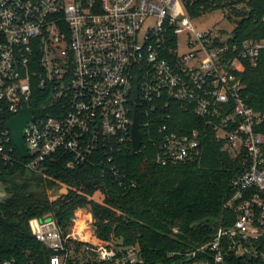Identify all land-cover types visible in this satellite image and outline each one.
Masks as SVG:
<instances>
[{
	"label": "built area",
	"instance_id": "obj_1",
	"mask_svg": "<svg viewBox=\"0 0 264 264\" xmlns=\"http://www.w3.org/2000/svg\"><path fill=\"white\" fill-rule=\"evenodd\" d=\"M193 21L182 0H0V161L36 173L91 164L126 189L136 184L115 158L133 150L135 113L140 148L144 135L162 167L196 161L210 134L241 166L222 205L234 221L171 253L182 259L169 264H223L228 254L264 260L263 116L246 103L241 79L264 40L237 41ZM26 108L23 158L7 123ZM29 229L52 251L49 264L143 263L138 244L98 240L87 208L67 231L50 215L30 219Z\"/></svg>",
	"mask_w": 264,
	"mask_h": 264
},
{
	"label": "trees",
	"instance_id": "obj_2",
	"mask_svg": "<svg viewBox=\"0 0 264 264\" xmlns=\"http://www.w3.org/2000/svg\"><path fill=\"white\" fill-rule=\"evenodd\" d=\"M182 2L192 19L224 11L227 20L235 21L234 40H264V0ZM241 79L246 103L263 116L258 130L264 135V50L255 66L243 63ZM142 139L139 151L129 148L115 158L127 181L135 182L133 188L100 178L91 164L67 169L56 163L36 173L26 170L20 160L13 165L0 161V184L6 193L0 200V264L10 259L14 264H49L52 251L31 235L29 220L50 215L67 231L74 212L81 208L90 211L98 240L138 244L142 264L182 259L169 255L208 241L219 225L232 224L234 217L222 212V205L232 194L230 182L241 166L221 143L209 134L196 161L162 167L155 164L154 149L144 135ZM55 191L59 194L52 196ZM259 243L264 251V236ZM223 264H264V260L228 254Z\"/></svg>",
	"mask_w": 264,
	"mask_h": 264
},
{
	"label": "water",
	"instance_id": "obj_3",
	"mask_svg": "<svg viewBox=\"0 0 264 264\" xmlns=\"http://www.w3.org/2000/svg\"><path fill=\"white\" fill-rule=\"evenodd\" d=\"M32 109L26 108L20 111V113L8 121L7 127L11 131L13 142L17 147L21 157H27V151L22 139V129L24 125L31 119ZM141 145V133L139 130V123L137 114H134V122L132 126V148L133 151H139ZM59 193L55 191L52 196H57Z\"/></svg>",
	"mask_w": 264,
	"mask_h": 264
},
{
	"label": "rangeland",
	"instance_id": "obj_4",
	"mask_svg": "<svg viewBox=\"0 0 264 264\" xmlns=\"http://www.w3.org/2000/svg\"><path fill=\"white\" fill-rule=\"evenodd\" d=\"M193 23L195 26L201 30L208 28L222 29L228 36L232 34V31L235 27V21L231 22L226 19L225 12L222 10H216L207 14H204L196 19ZM62 193H64L62 191ZM6 197V193L3 190L2 185L0 184V200Z\"/></svg>",
	"mask_w": 264,
	"mask_h": 264
}]
</instances>
